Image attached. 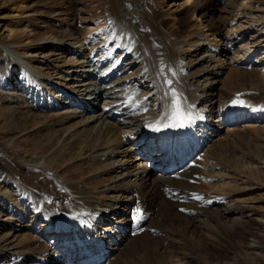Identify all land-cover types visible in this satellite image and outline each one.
I'll return each mask as SVG.
<instances>
[{"label":"bare ground","instance_id":"1","mask_svg":"<svg viewBox=\"0 0 264 264\" xmlns=\"http://www.w3.org/2000/svg\"><path fill=\"white\" fill-rule=\"evenodd\" d=\"M127 1L108 4L107 16L135 36L134 46L114 33L108 42L114 53L111 49L108 57L90 61V56L85 63L68 65L63 84L30 77L54 90L39 95L43 103L38 108L59 112L82 105L87 110L98 101L89 112L72 110L74 116L69 119L89 114L81 126L99 122L108 126L101 136L109 141L100 144L96 154L110 163L106 170L109 189L86 188L82 182L64 180L58 171L35 165L54 183L57 195L49 204L43 197L35 200L20 177L1 174V199L14 203L2 209L10 220H0L2 264H237L239 257L248 258L245 249L252 259L261 253L258 241L264 238L260 234L264 220L250 213L252 205L234 210L232 204L239 205L241 200L234 192L225 193L222 183L217 187L221 193L204 194L195 185L206 168L212 167L204 158L207 149L264 125V103L253 105L239 90L219 100L226 82L247 79L243 70L264 80L260 23L244 20L236 29L221 23L222 0H167L168 14L151 8L147 15L146 0ZM252 1L242 0L238 12ZM146 17L159 24L164 19L174 35L161 36ZM192 38H197L195 44ZM74 45L61 46L60 52L82 54L84 50ZM193 46L197 48L189 52L200 56L187 65L182 49ZM6 51L0 43V69L14 62ZM257 53L260 56L254 59ZM15 60L24 66L25 62ZM81 82L84 89L76 86ZM105 83L111 85L95 90L94 86ZM26 87L18 81L8 89L35 101L37 94ZM122 90L124 94L119 95ZM173 91L180 101L178 115L172 110ZM131 95L135 98L130 100ZM109 100L114 101L99 106ZM144 110L147 113L138 118ZM108 119L117 122L111 125ZM18 169L22 174L27 171L26 167ZM243 230L252 233L246 241L238 239ZM222 238L236 246L234 257L216 255V247L226 246Z\"/></svg>","mask_w":264,"mask_h":264},{"label":"rangeland","instance_id":"2","mask_svg":"<svg viewBox=\"0 0 264 264\" xmlns=\"http://www.w3.org/2000/svg\"><path fill=\"white\" fill-rule=\"evenodd\" d=\"M114 1L0 0V43L8 50L6 52L9 56L14 57L13 63L7 64L4 69L1 68L2 70L0 69V84H3V87L0 88V175L11 174L16 178L20 177V182H23L24 184H22L28 188L29 193L35 196V200L43 197L51 204V198L57 195L52 179L41 175L35 165L58 171L64 180L82 182L86 188L97 189V191L109 189L106 180L110 179L108 174L110 172L106 170L110 169V163L98 158L99 153L96 154L100 144L104 145L109 141L107 140L108 137L101 136V132L104 133L108 127L106 123L99 122L83 127L81 126L82 122L87 120L90 115L69 119V117L74 116L71 113L72 110L80 112L76 107L72 109L68 107L62 111L54 112L36 106L43 103L38 98L39 95L42 96L45 93L48 95L49 92H54L49 85L43 87L44 83L37 78H44L51 84H63V80L66 78L64 73L69 68L68 65L96 60L100 56L108 57V52L113 47L108 42L115 36L114 33L126 43L133 41L132 46L136 44L135 36L126 31L123 24L119 23V26L118 21L116 22L115 19L110 18L111 16H107L108 4H112ZM241 1L222 0L223 3L219 6V10L222 11L220 22L227 26L232 25L234 29L244 20L253 23V25L260 23V33L262 32L264 35V0H254L242 12H238ZM132 2L133 0H128L126 3L131 4ZM146 2L148 8L144 13L145 15L150 12L151 8L164 13L169 11L170 3L167 0H146ZM224 11H232L233 14L225 16ZM147 19L146 17L147 24L160 32L161 36L174 35L175 31L173 29L168 30L164 19L161 24ZM196 39L192 38L191 42L195 44ZM68 44H75V47H80L84 51L82 54L77 52V55L61 53V46H68ZM196 48L193 46L182 49L185 51V63L187 65L199 58L200 55L189 52ZM112 53H114L113 49ZM90 56L91 58L88 60L87 58ZM259 56L260 54L257 53L253 58L257 59ZM16 57L21 62H25L24 66L18 65L17 60H15ZM2 59L0 54V61ZM137 66L133 68V72ZM91 70L92 68L87 72L91 74ZM243 73H246L247 79L229 81L222 86L219 100L223 97L227 98L229 94L239 90L240 93L238 94H241L240 96L243 94V98L253 105L264 103V80L250 74L247 69L243 70ZM31 75L37 78L30 79ZM85 78L89 79L86 76ZM18 81H22L23 85L26 84V89L29 88L30 92L35 91L37 94L35 101L25 100L22 95L19 96L14 90L8 89L10 83ZM80 84L82 82L76 83V86L84 89ZM106 85H111V83L94 87H96L95 90L100 86L104 89ZM248 88H252V90L246 92L241 90ZM122 93L123 90L120 91L119 95ZM139 95L142 97L141 94ZM93 97L95 96H91V99ZM79 98L82 99L83 97ZM128 98L131 100L135 97L131 95ZM111 101L114 100L104 101L99 106L101 108L107 107ZM97 102L94 101L95 106ZM33 105L35 107L32 108ZM144 111L138 118L147 113V110ZM116 122V120H109L111 125ZM207 150L208 153L204 158L207 164L212 167L206 168L205 174L198 178L195 185L199 186L201 191L204 190V194L208 191L221 193L217 187L220 188L222 186L220 183H222L223 188L228 189L226 191L224 189L225 193L233 195L232 192H234L236 199L241 200L239 205L232 204L234 210H239L241 206L244 208V205L248 203L252 205L248 208L250 213L264 220V125L261 128L232 137L224 144L214 145ZM19 166L26 167L27 171L22 174L19 172ZM101 167L105 168L102 169ZM229 177H234V180H228ZM188 184L187 182L185 186ZM227 184L231 187L229 188ZM3 192L0 184V207L3 206L0 208V220L10 221L9 216H6L2 209L7 207L8 202L10 205L14 203L11 200L2 201L1 193ZM110 216L107 215V217ZM260 230V234H263L264 228ZM251 234V231L243 230L239 235L240 238H237L246 241L252 236ZM3 235L4 232H0V238ZM222 240L225 241L226 246L219 245L216 247V255L224 259L234 257L237 253L236 246L224 238ZM258 248L261 253L253 259L248 256L249 252L245 249L244 252H247L246 257L248 258L239 257L237 264H264V238L259 239Z\"/></svg>","mask_w":264,"mask_h":264},{"label":"snow or ice","instance_id":"3","mask_svg":"<svg viewBox=\"0 0 264 264\" xmlns=\"http://www.w3.org/2000/svg\"><path fill=\"white\" fill-rule=\"evenodd\" d=\"M170 83V81L168 82ZM172 110L175 114H179L180 111V101H179V97L177 96V94L173 91L172 93Z\"/></svg>","mask_w":264,"mask_h":264}]
</instances>
